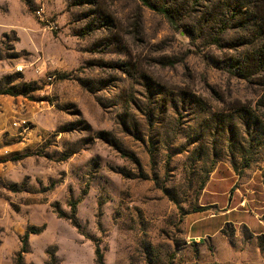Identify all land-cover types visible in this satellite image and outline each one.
Listing matches in <instances>:
<instances>
[{
  "label": "rangeland",
  "instance_id": "obj_1",
  "mask_svg": "<svg viewBox=\"0 0 264 264\" xmlns=\"http://www.w3.org/2000/svg\"><path fill=\"white\" fill-rule=\"evenodd\" d=\"M224 1L49 0L60 54L40 72L4 37L0 88L25 94H0V264L32 227L25 264H97V246L104 264H178L198 218L264 222V71L238 75ZM72 201L78 228L56 212Z\"/></svg>",
  "mask_w": 264,
  "mask_h": 264
},
{
  "label": "crops",
  "instance_id": "obj_2",
  "mask_svg": "<svg viewBox=\"0 0 264 264\" xmlns=\"http://www.w3.org/2000/svg\"><path fill=\"white\" fill-rule=\"evenodd\" d=\"M40 1L0 0V43L4 37L14 34L17 37L15 51L36 54L38 64L48 62L43 53L52 45L53 50L60 54L56 50L61 43L57 36L62 32L59 19L53 16L48 4L49 0H44V5L48 14L57 22L58 28L52 29L38 20L36 9ZM52 53L50 49L49 54ZM234 211V208H230L224 212L228 216L218 214L194 220L190 230L186 231L187 244L177 263L264 264V244H260V239L264 237V222L250 215L236 217ZM225 224H233L236 233H224Z\"/></svg>",
  "mask_w": 264,
  "mask_h": 264
},
{
  "label": "trees",
  "instance_id": "obj_3",
  "mask_svg": "<svg viewBox=\"0 0 264 264\" xmlns=\"http://www.w3.org/2000/svg\"><path fill=\"white\" fill-rule=\"evenodd\" d=\"M199 1L200 0H196L193 5L197 4ZM192 8H194V6L190 9ZM215 15V13H212L208 16V19L203 24H200L198 29L203 32L205 26ZM215 18L218 20L217 23L220 25L221 32L225 33L230 28H234L235 25H237V28H242L244 31L242 34L244 40L241 45H244L245 51L243 52V57L239 58L238 61V75L246 80L251 79L255 75H260L264 71V0H225ZM192 32L194 33V30H192ZM192 38H195V35H192ZM213 43L221 45L219 36L216 35L213 37ZM171 63L174 64L175 62L171 61ZM19 93L25 94V92H14L12 88H0V94L17 95ZM71 205L72 213L70 215L66 214L60 208L56 210V212L59 218L69 220L73 226L78 228L75 215L76 201H72ZM34 229L35 227H32L24 234L21 251L16 264H25L23 255L27 253L29 249V234L30 232L38 233V231ZM95 253L97 264H104L103 254L99 246L96 247ZM49 264H55V259L53 257Z\"/></svg>",
  "mask_w": 264,
  "mask_h": 264
},
{
  "label": "built area",
  "instance_id": "obj_4",
  "mask_svg": "<svg viewBox=\"0 0 264 264\" xmlns=\"http://www.w3.org/2000/svg\"><path fill=\"white\" fill-rule=\"evenodd\" d=\"M36 17L40 22L49 26L52 29H57L58 24L57 22L48 14L46 7L44 5V0L40 1L39 7L36 9ZM47 66V61H42L40 64L36 65V72L43 71ZM44 68V69H43ZM54 76L50 75L49 79H53Z\"/></svg>",
  "mask_w": 264,
  "mask_h": 264
},
{
  "label": "water",
  "instance_id": "obj_5",
  "mask_svg": "<svg viewBox=\"0 0 264 264\" xmlns=\"http://www.w3.org/2000/svg\"><path fill=\"white\" fill-rule=\"evenodd\" d=\"M181 34L183 35V32H181Z\"/></svg>",
  "mask_w": 264,
  "mask_h": 264
}]
</instances>
